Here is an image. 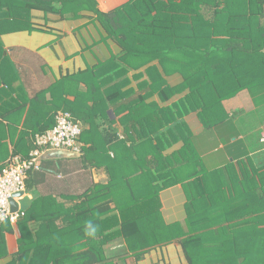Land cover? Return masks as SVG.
<instances>
[{
    "label": "trees",
    "instance_id": "trees-1",
    "mask_svg": "<svg viewBox=\"0 0 264 264\" xmlns=\"http://www.w3.org/2000/svg\"><path fill=\"white\" fill-rule=\"evenodd\" d=\"M91 4V0H0V36L29 26L33 28L27 21L34 9L59 13L65 18H79ZM94 12L108 37L119 45L120 52L80 74L85 76L84 80L68 75L57 81L64 91L63 99L53 98V105L48 108L53 116L58 110H66L76 119H82L84 132V125L94 126L90 112L96 110L100 99L105 103L117 101L118 109L128 106L131 109L128 118L122 119L124 137L117 136L112 147L123 145L127 155L122 159L115 149V155H109L111 160L107 166L110 182L95 184L78 196L80 202L66 205L54 201L53 206L48 205L46 209L49 212L41 210L45 213L43 217L49 216L43 228L55 227L56 217L64 225L54 229L47 244L40 240L39 233L34 248L26 245L24 237L11 264L27 261L30 264H103L110 259L105 249L109 242L124 238L133 247L134 240L140 241L133 233L150 218L152 203L148 197L172 184L200 178L196 170L187 172L193 165V150L185 117L198 112L203 124L211 128L226 118L225 99L264 83V0H128L111 11L96 8ZM5 61V51L0 48V118L8 120L13 114L24 112L30 103L25 119V125L30 128L34 106L44 101L40 95L49 89L24 103L6 101L14 97L9 94L12 85L5 75ZM143 67H146L143 87L150 91L140 101L129 99L132 94L121 86L126 83V87L130 79L127 77L123 83L120 80L130 70ZM176 73L181 82L171 85L167 77ZM67 80L79 84L100 81L111 85L100 96L96 95L99 88L89 84V90L84 92L97 101L88 111H83L73 106L75 102L67 97L72 86ZM153 93H159L164 103L174 96L180 97L169 105L160 106L153 117L150 111L146 114L139 108L137 113L142 120L137 121V104ZM121 98L126 100L120 101ZM40 131H47L46 127ZM6 139L0 130V144H5ZM180 141L184 142L182 148L166 155V151ZM138 147L144 148V155L135 152ZM82 149L86 165L90 149L83 142ZM152 180L156 183L151 184ZM190 201L192 210L199 212L195 199L192 197ZM215 206L216 201L210 200L205 209ZM36 207L34 202L31 208ZM109 211H113L110 216ZM24 217L29 218V213ZM87 221L98 225L95 237L85 234ZM204 228L186 235L183 240L192 264H264V231L237 234L232 227L225 232L218 229L216 243L208 245L204 240ZM158 237L150 243H160L163 238L160 234Z\"/></svg>",
    "mask_w": 264,
    "mask_h": 264
},
{
    "label": "crops",
    "instance_id": "crops-1",
    "mask_svg": "<svg viewBox=\"0 0 264 264\" xmlns=\"http://www.w3.org/2000/svg\"><path fill=\"white\" fill-rule=\"evenodd\" d=\"M127 2L91 0V8L82 11L83 16L79 18H65L59 13L34 9L27 21L33 28L29 26L0 36V48H3L7 58L5 75L12 85L9 94L14 97L6 101L24 103L40 91L49 89L40 95L44 101L34 106L30 128L25 125L30 103L24 112L13 114L8 120L0 118V130L7 136L6 143L0 144V166L15 154L28 157L34 148L36 134L45 132L40 129L46 127L49 130L55 126L56 113L53 116L48 107L53 105V98L56 101L63 99L64 91L57 81L68 75H76L84 80L85 76L80 74L96 68L120 52L119 45L108 37L96 20L94 10L97 8L108 12ZM144 73L146 67L130 70L126 77L121 78L122 83L127 77L130 79L126 87V83L121 86L132 94L129 99L140 101L150 91L143 87ZM167 80L171 85L180 84L181 77L176 73ZM70 83L71 94L67 97L72 103L75 102L73 106L88 111V107L97 101L93 95L84 92L89 90L88 85L92 83ZM92 85L99 88L96 95L102 96L111 83L105 85V82L99 81ZM113 95L116 98V91ZM178 97L174 96L170 102L164 103L159 93L149 95V98L137 104L135 119L142 120L137 113L139 108L146 114L150 111L153 117L160 106L169 105ZM102 100L96 110L90 112L94 126L83 124L85 130L80 141L90 149L86 165L82 154L69 155L71 152L61 150L67 154L53 155L52 151L55 150H49L42 158L41 168L30 171L26 194L17 201L19 208L29 213L30 217H22L16 224L6 221L0 225V244L4 243L0 245V264L12 263L24 237L26 245L32 248L39 237L47 244L54 229L62 227L64 222L56 217L57 226L43 228L49 216L43 217L45 213L41 210L46 211L54 201L66 205L80 202V194L95 184L110 182L107 166L110 156L115 155V149H118L122 159L126 157L123 145L112 147L117 136L124 137L122 119L127 120L131 109L128 106L118 109L117 101L107 100L105 103ZM223 105L227 111L226 118L211 128L203 124L198 112L185 117L193 150V165L187 172L196 170L200 178H189L150 195V218L133 233L134 238L140 241L134 240V249L124 238L109 242L105 249L110 259L103 264H192L183 240L199 228L205 227L203 234L208 245L216 243L215 233L218 229L224 231L232 227L237 234L264 231V83L225 99ZM79 120L83 123L82 119ZM50 123L53 126L47 127ZM183 145L184 142L180 141L168 149L166 155L179 151ZM143 150L138 147L135 152L144 155ZM155 181L152 180L151 184H155ZM137 184L140 185V182ZM192 197L199 208L197 213L190 206ZM210 200L216 201L217 207L205 209V204ZM34 202L36 209L31 208ZM111 214L113 211H109L108 216ZM159 234L163 240L151 244L159 239ZM148 242L149 245H146ZM25 264L30 263L27 261Z\"/></svg>",
    "mask_w": 264,
    "mask_h": 264
},
{
    "label": "built area",
    "instance_id": "built-area-1",
    "mask_svg": "<svg viewBox=\"0 0 264 264\" xmlns=\"http://www.w3.org/2000/svg\"><path fill=\"white\" fill-rule=\"evenodd\" d=\"M83 132L82 123L69 111L59 110L56 113V124L52 129L36 134L34 148L28 157L11 156L5 165L0 166V214L13 224L25 216V210H13L12 201H18L26 194L27 178L30 171L41 168V159L49 150H64L81 155L80 141ZM19 193L22 195L18 196ZM14 217V219H13Z\"/></svg>",
    "mask_w": 264,
    "mask_h": 264
},
{
    "label": "clouds",
    "instance_id": "clouds-1",
    "mask_svg": "<svg viewBox=\"0 0 264 264\" xmlns=\"http://www.w3.org/2000/svg\"><path fill=\"white\" fill-rule=\"evenodd\" d=\"M5 216L3 214H0V221L4 220ZM14 219V217H13ZM98 231V225L94 224L92 221L86 222V228H85V234L91 237H95L96 233Z\"/></svg>",
    "mask_w": 264,
    "mask_h": 264
},
{
    "label": "water",
    "instance_id": "water-1",
    "mask_svg": "<svg viewBox=\"0 0 264 264\" xmlns=\"http://www.w3.org/2000/svg\"><path fill=\"white\" fill-rule=\"evenodd\" d=\"M52 152H53L52 153L53 155H59L60 153L61 154H67L66 152L61 151V150H55V151H52ZM68 154L69 155H75L74 153H68ZM20 195H22V193L18 194V196H20ZM12 208H13V210H17L19 208L17 201H15V200L12 201Z\"/></svg>",
    "mask_w": 264,
    "mask_h": 264
},
{
    "label": "rangeland",
    "instance_id": "rangeland-1",
    "mask_svg": "<svg viewBox=\"0 0 264 264\" xmlns=\"http://www.w3.org/2000/svg\"><path fill=\"white\" fill-rule=\"evenodd\" d=\"M40 162H42V159H41V161Z\"/></svg>",
    "mask_w": 264,
    "mask_h": 264
}]
</instances>
